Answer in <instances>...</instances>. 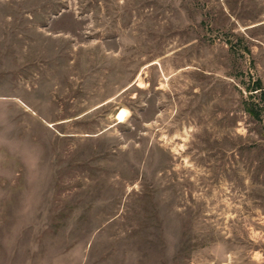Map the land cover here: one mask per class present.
<instances>
[{"label":"rangeland","instance_id":"374dc122","mask_svg":"<svg viewBox=\"0 0 264 264\" xmlns=\"http://www.w3.org/2000/svg\"><path fill=\"white\" fill-rule=\"evenodd\" d=\"M0 264H264V0H0Z\"/></svg>","mask_w":264,"mask_h":264},{"label":"bare ground","instance_id":"6f19581e","mask_svg":"<svg viewBox=\"0 0 264 264\" xmlns=\"http://www.w3.org/2000/svg\"><path fill=\"white\" fill-rule=\"evenodd\" d=\"M130 111L128 109H121L120 112L116 116V121L119 124L125 123L130 118Z\"/></svg>","mask_w":264,"mask_h":264},{"label":"trees","instance_id":"16d2710c","mask_svg":"<svg viewBox=\"0 0 264 264\" xmlns=\"http://www.w3.org/2000/svg\"><path fill=\"white\" fill-rule=\"evenodd\" d=\"M263 90V87H262V83L261 82H258L257 83V87L255 90H253V92H259V91H262ZM263 92V91H262ZM250 114H252L253 116L259 118L258 114L255 112V110L253 108H251L249 110Z\"/></svg>","mask_w":264,"mask_h":264}]
</instances>
